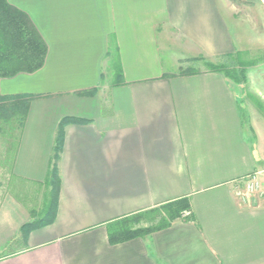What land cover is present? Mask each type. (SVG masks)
<instances>
[{
    "label": "crops",
    "instance_id": "0c3cea01",
    "mask_svg": "<svg viewBox=\"0 0 264 264\" xmlns=\"http://www.w3.org/2000/svg\"><path fill=\"white\" fill-rule=\"evenodd\" d=\"M7 1L48 53L36 72L0 81L1 102L32 97L26 118L2 121L0 188L5 172L44 181L60 121L82 122L64 128L51 224L23 238L30 213L0 194V264H264V70L244 85L204 65L169 73L160 42L174 31L189 61L249 60L264 49V0ZM111 37L117 86L105 76ZM252 174L263 190L244 197ZM181 197L193 219L109 242V222Z\"/></svg>",
    "mask_w": 264,
    "mask_h": 264
},
{
    "label": "trees",
    "instance_id": "16d2710c",
    "mask_svg": "<svg viewBox=\"0 0 264 264\" xmlns=\"http://www.w3.org/2000/svg\"><path fill=\"white\" fill-rule=\"evenodd\" d=\"M48 47L27 13L12 5L7 0H0V81L3 78L13 77L19 73H34L45 64ZM203 65L206 70L223 73L235 84L244 85L248 81V71L260 59L246 60L242 53L229 54L217 63L206 59ZM107 63L112 72V85L124 83L123 68L118 45L111 37L107 52ZM104 77V75H103ZM102 77V78H103ZM32 97H18L11 101H0V120L7 121L14 117H6V109H15L18 105L25 106L26 118L29 103ZM20 120V119H18ZM82 120L67 116L58 127L54 151L50 159V166L44 181L39 182L47 190L43 205V215L34 221L22 225V237L42 226L51 224L57 215L58 202L61 190V175L57 161L63 149L64 128L69 123H80ZM35 215V211L32 210ZM179 219H193L190 199L181 197L148 210L125 215L107 224L108 238L111 244H118L133 238L145 237L157 230L170 227Z\"/></svg>",
    "mask_w": 264,
    "mask_h": 264
},
{
    "label": "rangeland",
    "instance_id": "374dc122",
    "mask_svg": "<svg viewBox=\"0 0 264 264\" xmlns=\"http://www.w3.org/2000/svg\"><path fill=\"white\" fill-rule=\"evenodd\" d=\"M160 42L162 47L161 54L163 56V60L165 62V67L167 72L169 73L171 72L175 74H184V73H192L202 68L203 64L200 63L199 61H193L194 59L190 61L187 60L188 56L183 54L185 50L184 46L181 44L180 39L178 38L177 34L174 31H167V32L165 31L163 34H161ZM250 58L251 59L259 58L260 60L254 65V67H256V69H259L261 71L264 70V49L258 51L257 53L252 54ZM105 76L107 77L106 81L107 80L112 81V72L108 66V63H106L105 65ZM259 80L260 81L263 80V77L262 76L259 77ZM260 84L263 83L260 82ZM25 109H26L25 106L18 105L17 112L14 114L15 109L8 108L6 109L4 116L11 118L16 115V118L21 120L25 116L24 113ZM1 124H2V120H0V129H1ZM5 127H6V123H5ZM248 179L250 178L247 177L244 180L245 185ZM1 184H2L0 188L1 197L10 194L16 199H18L23 204V206L27 208L28 212L30 213L29 221H34L42 217L43 205L45 202V196L47 190L44 186L39 185L40 184L39 181H26L18 177L17 175L13 176L5 172L1 176ZM262 190L263 189H261L260 191ZM32 210L35 211L36 213L35 215L33 214ZM20 232H21V228H20ZM21 236H22V232H21Z\"/></svg>",
    "mask_w": 264,
    "mask_h": 264
},
{
    "label": "built area",
    "instance_id": "2783aa9c",
    "mask_svg": "<svg viewBox=\"0 0 264 264\" xmlns=\"http://www.w3.org/2000/svg\"><path fill=\"white\" fill-rule=\"evenodd\" d=\"M248 178L250 179L246 181L245 189L242 193L244 197H249L262 189V182L258 174L249 175Z\"/></svg>",
    "mask_w": 264,
    "mask_h": 264
}]
</instances>
